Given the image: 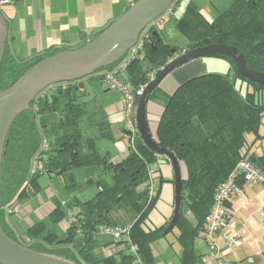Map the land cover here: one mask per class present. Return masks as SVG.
I'll use <instances>...</instances> for the list:
<instances>
[{"label":"trees","instance_id":"16d2710c","mask_svg":"<svg viewBox=\"0 0 264 264\" xmlns=\"http://www.w3.org/2000/svg\"><path fill=\"white\" fill-rule=\"evenodd\" d=\"M178 1L175 0V7ZM174 28L186 43L178 48L165 42L157 28L149 30L152 45L147 38L142 49L123 70L126 73V82L122 84L125 88L135 94L146 85L150 74L172 57L171 49L181 52L210 44L236 48L244 56L249 70L264 73V0H231L228 9L213 20L206 19L196 0H189ZM152 33H157L158 37H152ZM125 56L99 71H111ZM212 57L226 60L235 79L213 74L199 76L182 84L170 97L160 95L164 110L153 136L160 147L181 154L180 167L185 172L181 210L175 224L179 232L176 241L181 247L179 264H201L202 257L195 253L194 242L204 230L215 191L237 163L245 159L264 176V153L254 156L247 150V135L259 137L258 130L264 118V86L240 77L230 57ZM41 60L18 71L8 81L7 73L14 71L16 66L7 69L2 59L0 88L10 87ZM236 80L249 84L252 92L240 95L235 87ZM75 82L67 83L61 93L58 89L37 98L11 124L0 165V207L11 202L19 203L18 199L28 197L34 192L35 178L44 174L49 177L66 174L69 184L66 183L65 187L70 191L96 183L98 194L95 197L81 202L70 194L63 205L62 201L55 204L47 220L27 227L20 238L31 246H39L38 252L61 256L75 264H151L149 245L163 236L166 228L151 227L148 220L158 197V190L154 189L152 181L149 182L150 176L158 173L151 167L157 156L150 153L139 139L136 149L130 147L120 162L108 164L107 158L95 150L94 141L99 138V130L95 135L87 131L91 125L86 116V103H78L81 94ZM138 98L136 96V101ZM42 138L47 147L37 152ZM36 154L43 171L29 176L30 162ZM163 160L169 162L164 157ZM75 170L84 171L86 178L83 182L76 181ZM234 182L239 186L244 181L239 175ZM150 185L154 194L148 201ZM68 210L72 213L70 222L66 217ZM188 214L194 224L188 220ZM62 220L66 221L67 230L59 235L57 225ZM100 225L103 227L97 231ZM0 226L7 237L18 242L3 225L1 213ZM106 227L126 231L117 240L108 236L111 241L101 245L97 237ZM86 235L89 237L76 243ZM63 237L62 243L54 245ZM134 240L136 253L132 254L128 247ZM66 245L71 246L72 252L63 254L59 250ZM116 245L121 248L114 254L109 253L108 248Z\"/></svg>","mask_w":264,"mask_h":264},{"label":"crops","instance_id":"0c3cea01","mask_svg":"<svg viewBox=\"0 0 264 264\" xmlns=\"http://www.w3.org/2000/svg\"><path fill=\"white\" fill-rule=\"evenodd\" d=\"M135 2L136 0H14L12 4L0 9V14L7 27L6 44L1 60L3 59L7 69L16 66L14 71L7 73L8 79H6L9 81L18 71L39 59L81 48L109 27ZM183 10H181L182 14ZM174 25L173 30H175ZM165 27L168 28L164 21L158 25L157 29L161 38L167 42L163 34ZM111 71H98L77 80L74 84L79 86V94H81L78 103H86V116L91 125L87 131L95 135L99 130V138L94 141L95 150L100 156L107 158L108 164L114 165L127 155L130 147L136 149L140 142L135 133L132 136V143L131 136L125 129L121 92L110 89L106 85L104 75L110 74ZM210 74L235 79L228 62L212 56L193 60L162 79L150 94L146 105V119L152 136L156 133L164 110L160 95L170 97L188 80ZM124 76L123 82L125 83L126 73ZM235 87L240 95L252 92L249 84L239 80H236ZM263 97L264 90L262 99ZM258 135L257 138L253 134L247 135V150L254 156L264 153V118L261 120ZM151 167L158 171L152 179L154 189L158 190V197L148 214V220L151 227L164 229L173 212V171L170 163L158 156ZM181 171L184 176L183 168ZM74 173L76 181L85 180L86 175L83 170H75ZM38 178L33 185L32 195L18 199L20 203H23V211H20L19 217L5 214L4 209L9 203L0 207L3 225L15 237L21 235L27 227L47 220L54 211L55 204L65 201L59 192L50 188L43 190L38 184ZM67 180L69 184V179ZM239 188L243 197L232 194L227 202V208L232 212L231 233L243 239V243L236 247L230 245L227 242L229 234L227 230L218 233L215 236V242L225 264H264V184L241 182ZM76 198L81 202L90 200ZM68 199L69 197L66 198ZM187 216L188 220L194 224L192 216L190 214ZM99 227L102 229L103 226ZM66 230L67 223L62 220L57 225L58 234L61 235ZM178 233L174 226L169 233L163 234L150 243L149 248L153 259L151 264H179L181 247L176 241ZM101 235L97 237L99 244L104 245L111 241L110 237ZM120 248V245H116L108 250L109 253L114 254ZM193 248L199 257L206 254V244L200 237L195 240ZM102 250L100 249L101 252ZM59 251L64 254L65 251L66 253L72 252V248L66 245Z\"/></svg>","mask_w":264,"mask_h":264},{"label":"water","instance_id":"95a60500","mask_svg":"<svg viewBox=\"0 0 264 264\" xmlns=\"http://www.w3.org/2000/svg\"><path fill=\"white\" fill-rule=\"evenodd\" d=\"M174 2L175 0H136L109 27L81 48L45 58L25 71L10 87L5 90L0 88V165L6 136L11 124L22 112L30 108L31 103L45 88L80 80L120 60L138 41L141 33ZM152 37H158L157 33H152ZM6 38L7 27L0 14V61ZM147 42L152 45L151 38H148ZM170 53L174 57L173 60L155 72L153 80L146 84L137 99L134 111L135 129L140 141L153 155L166 158L173 171V212L163 231L164 235L173 229L180 215L182 196L181 154L160 147L150 133L146 119V105L152 91L157 88L165 76L179 67L193 60L214 55L230 57L235 62V70L240 77L253 84L264 86V73L249 70L242 53L232 46L210 44L181 52L171 49ZM60 91L58 93H61ZM27 191H30V188H27ZM29 195H32V192ZM98 222H101V219H98ZM92 229L90 228L91 231ZM96 230L100 231V228L98 227ZM88 237L89 235L83 236L76 243ZM64 239V237L59 239L54 245L62 243ZM24 242L27 243V240ZM133 243L135 244L136 240ZM0 264L75 263L63 257L31 250L24 244L7 237L0 226Z\"/></svg>","mask_w":264,"mask_h":264},{"label":"built area","instance_id":"2783aa9c","mask_svg":"<svg viewBox=\"0 0 264 264\" xmlns=\"http://www.w3.org/2000/svg\"><path fill=\"white\" fill-rule=\"evenodd\" d=\"M14 0H0V9H2L6 5H10L13 3ZM175 6L174 3L169 6V8L158 18L156 19L151 25L144 30L138 41L131 47V49L126 53L125 58L119 64L120 67L117 72H113L110 74L104 75L105 82L108 88L116 89L121 92L122 94V105H123V122L125 125V129L130 132V140L133 143L132 136L136 133L135 129V122H134V111H135V104H136V96L139 97L142 93L143 88L146 86L139 88L137 92L134 94L130 90L124 87L119 81H117V73H120L124 70L126 64L142 49L146 39L148 38L149 30L153 28H158V25H161L167 18L172 16V13ZM173 55L171 58L165 62L164 66L169 64L173 60ZM163 66V67H164ZM161 67L160 69H162ZM159 70V69H158ZM157 71V70H156ZM152 72L149 76L148 82L153 80L155 76V72ZM66 87V84H58V85H51L45 88L37 98L43 97L45 95H49L56 90H63ZM47 147V142L44 138L41 139L40 148L44 150ZM43 171V165L39 161V156L36 154L33 156L30 162L29 167V175H34L36 173H40ZM241 175L244 182L250 183H264V176L262 172L252 164H250L245 159L240 160L232 172L229 174L228 178L217 188L214 193L213 203L209 214L206 217L204 223V230L201 233V239L206 244L207 251L204 256H202L200 263L201 264H225L224 260L221 258V254L219 252V248L215 242V236L222 230H227L229 233L227 236V242L232 246H239L243 243V239L239 238L236 234L231 233L233 225L231 224L232 212L227 208V202L232 194H236L238 197H243L242 191L235 184V179L237 176ZM153 176H150L149 182L151 181ZM153 189L152 185H150L148 189V201L151 200L153 197ZM63 205V203H62ZM5 214L8 216L19 217L21 215L20 207L18 203L11 202L8 204L5 209ZM71 211L66 212V217L70 222L72 220ZM126 231V229H117L112 227H106L101 231V234L110 236L111 238L117 240L120 236ZM128 250L130 253H136V246L132 242L129 243Z\"/></svg>","mask_w":264,"mask_h":264},{"label":"rangeland","instance_id":"374dc122","mask_svg":"<svg viewBox=\"0 0 264 264\" xmlns=\"http://www.w3.org/2000/svg\"><path fill=\"white\" fill-rule=\"evenodd\" d=\"M186 1L187 0L178 1L175 7V11L172 13V16H170L169 18H167V20H165V25L168 26V28L165 27L163 29V34L165 36L166 41L171 42L174 46H177L178 48H180L181 45H184L186 41L182 36H180L177 33L176 30H173L172 26L176 22L177 18L181 16L182 14L181 10H183V8L185 7ZM196 2L200 5L201 11L205 15V17H207L209 20L215 19L220 13H223L225 10H227L231 4V0H196ZM119 67L120 65L116 67L115 72L118 71ZM124 79H125V76H124L123 71L118 73L117 81L123 84ZM263 100H264V97H263ZM40 150L41 148H39L37 152H40ZM66 183H68L66 175H58L56 177L50 178L49 176L44 174L38 178V184L42 186L43 190L45 188H50L54 190L55 192H59L61 196L63 197V199L65 200L67 197H69L70 194L77 196L80 200L81 199H84V200L92 199L98 194V187L96 183L86 185V186L82 185V187L78 189L76 188L72 189L71 191L69 189H66V187H64ZM18 204H19L20 209L23 211V203L19 202ZM24 241L25 240H22L20 237H18L19 243L24 244L25 243ZM24 245H27L29 249L34 250V251H37L40 249L39 246L37 245L31 246L29 243L24 244ZM45 248L54 249V247H48V246H45ZM54 253H57V252L55 251Z\"/></svg>","mask_w":264,"mask_h":264},{"label":"flooded vegetation","instance_id":"af4514ba","mask_svg":"<svg viewBox=\"0 0 264 264\" xmlns=\"http://www.w3.org/2000/svg\"><path fill=\"white\" fill-rule=\"evenodd\" d=\"M62 203H63V202H62ZM62 203H61V204H62ZM18 237H21V236H19V235H18V236L16 237V238H17V240H18ZM22 240H23V239H22ZM24 244H28V243H24Z\"/></svg>","mask_w":264,"mask_h":264}]
</instances>
